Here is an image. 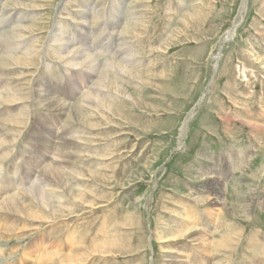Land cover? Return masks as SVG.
<instances>
[{
    "label": "rangeland",
    "instance_id": "obj_1",
    "mask_svg": "<svg viewBox=\"0 0 264 264\" xmlns=\"http://www.w3.org/2000/svg\"><path fill=\"white\" fill-rule=\"evenodd\" d=\"M0 9V264H253L264 0Z\"/></svg>",
    "mask_w": 264,
    "mask_h": 264
},
{
    "label": "bare ground",
    "instance_id": "obj_2",
    "mask_svg": "<svg viewBox=\"0 0 264 264\" xmlns=\"http://www.w3.org/2000/svg\"><path fill=\"white\" fill-rule=\"evenodd\" d=\"M217 58V57H216ZM54 107V106H53ZM64 108V107H63ZM62 108V109H63ZM61 109V108H60ZM54 134H56V133H54ZM61 134H63V133H61ZM64 135V134H63ZM53 137V136H52ZM55 137H56V135H55ZM61 138H62V136H61ZM41 146V145H40ZM66 149V148H65ZM38 155L36 156V159H35V161H34V165L33 166H36V167H41V165H42V163L45 161V159L46 158H43L42 159V157H43V154L41 153V154H39V153H37ZM63 158H64V156H62ZM258 160V159H257ZM54 161V160H53ZM52 161V162H53ZM57 163V162H56ZM59 163V162H58ZM53 165V164H52ZM57 165V164H56ZM2 167V166H1ZM66 167V166H65ZM50 168V167H49ZM34 170V169H33ZM36 170V169H35ZM40 170V169H39ZM50 171V170H49ZM11 178V177H10ZM36 178V177H35ZM28 179H29V177H28ZM11 181V180H10ZM37 181V180H36ZM54 182V181H53ZM38 183V182H37ZM14 184V183H13ZM36 185V184H35ZM40 186V185H39ZM14 187V186H13ZM31 187V186H30ZM36 189V191H37V194L36 195H40L41 197L42 196H44L43 195V192L41 191V190H39L37 187H35ZM30 190V189H29ZM29 190L27 191V192H25V194H23L22 196H24V195H26V194H29L30 192H29ZM32 190V189H31ZM35 190H34V192H35ZM5 191V190H4ZM2 192V191H1ZM7 192V191H6ZM3 193H5V192H3ZM3 193H1V194H3ZM20 193V192H19ZM19 193H17L18 195H19ZM21 193H24V192H22L21 191ZM0 194V195H1ZM31 194V193H30ZM33 194V193H32ZM35 194V193H34ZM16 195V194H15ZM21 195V194H20ZM28 197H29V195H27ZM34 196V195H33ZM32 195H31V198L33 197ZM20 197V196H19ZM28 197H25V198H28ZM34 197H36L37 198V196H34ZM1 198V197H0ZM24 198V197H23ZM40 198V197H39ZM10 199H11V197H10ZM18 199H20V198H18ZM30 199V198H29ZM33 199V198H32ZM42 199V198H41ZM12 200V199H11ZM0 201H1V199H0ZM21 201V200H20ZM37 201V200H36ZM38 201H39V199H38ZM11 202V203H10ZM215 203L217 202V201H214ZM9 204H11L10 206H11V209H13V205H15V203H14V201H10L9 200ZM9 204H7V205H9ZM18 204H20L21 205V203H18ZM9 206V207H10ZM16 206V205H15ZM8 207V206H7ZM19 208V207H18ZM7 209V208H6ZM11 209L9 210V211H11ZM22 210V209H21ZM26 210V209H25ZM20 211V210H19ZM24 211V210H23ZM12 212H13V210H12ZM11 213V212H10ZM15 213H17V212H15ZM26 214V213H25ZM8 215V214H7ZM16 215V214H15ZM30 217V216H29ZM1 220V219H0ZM2 226H4V224L2 225ZM8 226H6V228H7ZM4 229H5V226H4ZM7 229H9L10 230V227L9 228H7ZM6 230V229H5ZM7 231V230H6ZM8 232V231H7ZM40 235V234H39ZM253 243V242H252ZM1 248V247H0ZM252 249H254V250H258V252L259 253H257V254H255V255H252V257H249L250 259H251V261H256V263H254L253 262V264H258V263H261V264H264V248H252ZM16 250V249H15ZM101 250V249H100ZM177 252V251H176ZM26 253V252H25ZM24 253V254H25ZM11 254V253H10ZM26 255V254H25ZM23 256V255H22ZM22 258V257H21ZM41 259V258H40ZM49 259V258H48ZM45 260V259H44ZM51 260V259H50ZM6 262V261H5ZM9 264H12V263H9ZM19 264V263H18Z\"/></svg>",
    "mask_w": 264,
    "mask_h": 264
},
{
    "label": "crops",
    "instance_id": "obj_3",
    "mask_svg": "<svg viewBox=\"0 0 264 264\" xmlns=\"http://www.w3.org/2000/svg\"><path fill=\"white\" fill-rule=\"evenodd\" d=\"M3 18V12H2V10L0 9V23H1V21L2 20H4V19H2ZM2 19V20H1ZM2 24V23H1Z\"/></svg>",
    "mask_w": 264,
    "mask_h": 264
}]
</instances>
